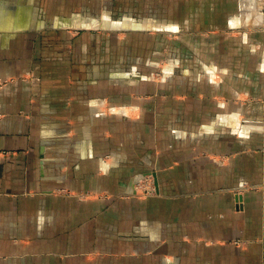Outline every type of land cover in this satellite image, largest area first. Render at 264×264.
Returning a JSON list of instances; mask_svg holds the SVG:
<instances>
[{
  "label": "crops",
  "instance_id": "crops-1",
  "mask_svg": "<svg viewBox=\"0 0 264 264\" xmlns=\"http://www.w3.org/2000/svg\"><path fill=\"white\" fill-rule=\"evenodd\" d=\"M252 1L110 0L102 14L55 17L126 34L95 60L47 48L36 63L30 46L22 58L0 46V264H264V41L243 21ZM23 2L0 1V45L32 23ZM149 29L198 57L153 81L154 62L134 54ZM147 172L154 196L76 195L130 194Z\"/></svg>",
  "mask_w": 264,
  "mask_h": 264
},
{
  "label": "rangeland",
  "instance_id": "rangeland-1",
  "mask_svg": "<svg viewBox=\"0 0 264 264\" xmlns=\"http://www.w3.org/2000/svg\"><path fill=\"white\" fill-rule=\"evenodd\" d=\"M109 1L110 0H108V2L107 0H32L31 3L23 2L21 3L23 7L24 6L26 8L29 7L32 17V23L29 25L28 28L20 32H17L14 35H11L9 38H7L6 43L0 46H14L13 48L20 53L21 58L23 57L22 54L25 53L24 47L30 46V50L34 51L33 52L34 58H31L29 56V59L31 58V60H33V62L36 63H41V61H43L44 59L48 60L51 57L48 56L50 55V52L47 50V48L53 49L51 54H54V56H52V58H58V59L65 58L64 56L65 52H69L68 53L69 55L72 54L70 56V59L84 58L86 61L95 60L97 59L96 58L98 56L97 51H100V47L102 46L107 47L108 45L109 46L120 45L121 43L119 42H122L127 37L126 34L123 31H115L113 32L114 33L113 34L111 31H106L104 29H99V28L93 29L92 27H87L83 29H74L70 27L67 29L66 28L62 29L60 27H57L56 24H54V18L59 16V17H67L66 19H68L70 14L75 12L87 13V14H102L101 10L103 6H105L106 9L108 6L112 5L111 3H109ZM5 3H9L8 5L11 6L15 4V2H4V4ZM118 3L119 1H117L116 3L117 7L123 8L124 5H119ZM143 4L147 5L148 7L149 6L152 7L153 6L152 4L154 3L137 2L131 4V6L132 9L134 8L133 10H136L137 8L139 9V7L142 9ZM252 4H253L252 9H254L253 11L262 13V16L264 17V0H253ZM127 6H125V8H127ZM252 18L253 17L250 16L251 20L254 19ZM251 20H248L249 24H252ZM106 21H109V23L112 22V24L118 22L107 18ZM99 25L101 27H105L102 26L101 23ZM252 26H256L260 34L259 37L261 41H264L263 22L254 24ZM67 32L68 34L66 35ZM155 33H157V31L152 29H149L147 31H142L141 33L142 35L141 36L139 35L140 37H137L136 39L138 43L134 45L135 46L134 54L136 58H140V57L145 59L147 58L148 60H151V62H154V64L152 65L149 64L147 66L148 75L153 81L160 80L161 77L164 76L163 74V72H165L164 69L165 70L169 69V67L173 73L178 74L179 67L175 65L173 66L174 63L172 62V60L180 59V61H183V60H187V58L188 59L195 58L196 56L190 54L187 51L179 52V47L170 46L169 40L176 39L178 37L177 36L178 34L165 32L166 35H163L165 36V40H164L162 35L157 36L159 35L157 34L156 35L157 37L154 36ZM234 33L236 32H232L231 34ZM150 35L153 37L151 38ZM155 39L159 43L162 42L163 40L164 46H157L155 44ZM66 41H68V43H66ZM116 41H118V43ZM77 46H79L78 47L79 49H76L75 51L74 48H76ZM123 58L124 57H121L122 62L116 64L117 65L121 64L120 66L124 68L125 63L128 62V60H124ZM77 62H79V60ZM101 62L102 61L100 60V63ZM24 75L27 76L26 74ZM8 80L9 78L0 79V88H2L3 85L6 83V81ZM147 88L150 90V87ZM243 97L244 94L242 95V98ZM242 102L245 103L244 100ZM260 102L264 109V98H262ZM131 187L130 188L132 189V192H130V194H122V193L108 194L107 191L93 192L87 190L85 192H79L78 194L76 193V195L81 199L82 198L86 199L91 197L106 199L115 196L117 198H120L121 200H124L125 198H129L130 196L147 197V196H154L156 194V182L154 179V175L151 172L144 173L138 176L137 178H135L132 182ZM245 187L247 186H243V188ZM55 192H59V193L61 192L70 195V192L67 191L66 188H56ZM235 205H236L235 207L238 210V208L240 207V202L236 201ZM240 243L241 240L239 239L233 241V244L236 245H240Z\"/></svg>",
  "mask_w": 264,
  "mask_h": 264
},
{
  "label": "bare ground",
  "instance_id": "bare-ground-1",
  "mask_svg": "<svg viewBox=\"0 0 264 264\" xmlns=\"http://www.w3.org/2000/svg\"><path fill=\"white\" fill-rule=\"evenodd\" d=\"M250 3V2H249ZM248 3V7H247V12L246 13H244V15H243V21H244V23H247V21L248 20H251L250 18H249V15H250V13H252V12H255L256 13V15L252 18L253 20H251V23L252 24H250V25H254V24H258V23H260V22H262L261 20H262V18H261V13L260 12H257V11H253L254 9H252L251 8V6H253V4H252V2L249 4ZM250 8V9H249ZM27 10V8L25 7V8H22L21 7V11H26ZM22 24V19L20 20V25Z\"/></svg>",
  "mask_w": 264,
  "mask_h": 264
}]
</instances>
